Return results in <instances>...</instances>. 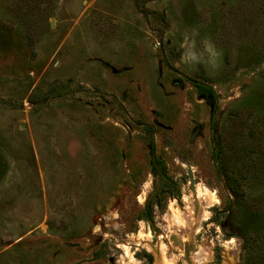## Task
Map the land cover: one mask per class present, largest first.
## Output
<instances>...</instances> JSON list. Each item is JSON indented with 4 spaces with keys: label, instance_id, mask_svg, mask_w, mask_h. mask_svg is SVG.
I'll return each instance as SVG.
<instances>
[{
    "label": "rangeland",
    "instance_id": "rangeland-1",
    "mask_svg": "<svg viewBox=\"0 0 264 264\" xmlns=\"http://www.w3.org/2000/svg\"><path fill=\"white\" fill-rule=\"evenodd\" d=\"M219 149L264 215V0H0V264H254Z\"/></svg>",
    "mask_w": 264,
    "mask_h": 264
},
{
    "label": "trees",
    "instance_id": "trees-1",
    "mask_svg": "<svg viewBox=\"0 0 264 264\" xmlns=\"http://www.w3.org/2000/svg\"><path fill=\"white\" fill-rule=\"evenodd\" d=\"M220 154L221 152L219 149V155ZM219 164L221 170L227 178L228 186L235 197V206H240L243 210L247 211V216H245V218L241 221L242 225L239 226L240 231L245 237V247L246 251L248 252L247 259L249 260L250 255L252 253H255L257 254V258L259 259V261H256L254 264H262V261L264 260V215L262 214L263 211H260L258 207L256 208L254 205L248 206L247 204H245L247 199L249 198V196L247 195V190L244 188V185L240 183L241 181H239L235 177L233 169H231L228 165V162L224 160L223 154L219 156ZM237 165L240 164L238 163ZM6 167L7 161L0 154V176H2ZM241 180L244 181L245 177H241ZM144 209L146 216H148L146 208ZM249 264L253 263H250L249 261Z\"/></svg>",
    "mask_w": 264,
    "mask_h": 264
},
{
    "label": "bare ground",
    "instance_id": "bare-ground-1",
    "mask_svg": "<svg viewBox=\"0 0 264 264\" xmlns=\"http://www.w3.org/2000/svg\"><path fill=\"white\" fill-rule=\"evenodd\" d=\"M184 219H186V218L184 217ZM186 222H187V224H190V225L192 224V222L190 223V219L189 218L186 219ZM200 255H202V254H200ZM162 256L164 257V259H163L164 263L163 264H174L173 259L167 258V255L165 253H163Z\"/></svg>",
    "mask_w": 264,
    "mask_h": 264
},
{
    "label": "flooded vegetation",
    "instance_id": "flooded-vegetation-1",
    "mask_svg": "<svg viewBox=\"0 0 264 264\" xmlns=\"http://www.w3.org/2000/svg\"><path fill=\"white\" fill-rule=\"evenodd\" d=\"M154 154V153H153ZM192 188H193V190H194V184H192ZM152 224V223H151ZM177 231H182V229H180V230H177ZM185 249H186V252H187V256H188V259H189V263L187 262V260L185 259V254L183 253V255H184V260L187 262V264H192V262H191V260H190V258H189V246L186 244V245H184V247H183V252H185Z\"/></svg>",
    "mask_w": 264,
    "mask_h": 264
},
{
    "label": "water",
    "instance_id": "water-1",
    "mask_svg": "<svg viewBox=\"0 0 264 264\" xmlns=\"http://www.w3.org/2000/svg\"><path fill=\"white\" fill-rule=\"evenodd\" d=\"M154 145H155V138H154V136H153V138H152V146L154 147ZM153 153H154V151H153ZM189 178H190V180H193V178H192V176H191V173L189 172ZM144 208H146V201L144 202ZM155 233H157V232H155ZM184 254H185V259L187 260V262L189 263V259H188V256H187V252H186V249H185V252H184Z\"/></svg>",
    "mask_w": 264,
    "mask_h": 264
}]
</instances>
